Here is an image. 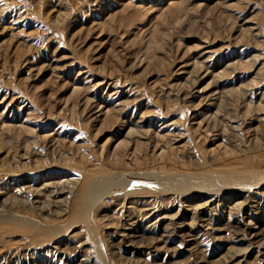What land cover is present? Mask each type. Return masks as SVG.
I'll return each instance as SVG.
<instances>
[{"label":"rangeland","instance_id":"obj_1","mask_svg":"<svg viewBox=\"0 0 264 264\" xmlns=\"http://www.w3.org/2000/svg\"><path fill=\"white\" fill-rule=\"evenodd\" d=\"M263 17L264 0H0V205L14 192V184L1 188L3 178L27 177L41 190L60 182L66 193L59 199L73 209L71 182L100 172H181L197 168L196 160L216 170L249 163L257 170L264 160ZM214 92V106L206 107L211 100L203 97ZM214 124L220 136L208 130ZM141 197L160 213L182 204L154 189ZM122 199L107 193L96 209L111 222H101L103 252L70 222L73 210L57 217L56 206L45 213L68 222L65 236L42 242L16 230L6 235L8 247L31 254L21 264H264V203L259 214L205 216L198 232L188 218L168 226L124 222L116 212L130 205ZM19 204L18 213L36 215ZM205 230L230 235L246 253H229Z\"/></svg>","mask_w":264,"mask_h":264},{"label":"bare ground","instance_id":"obj_2","mask_svg":"<svg viewBox=\"0 0 264 264\" xmlns=\"http://www.w3.org/2000/svg\"><path fill=\"white\" fill-rule=\"evenodd\" d=\"M262 20L264 22V17ZM215 93L217 92H214L208 99L205 98L207 95L203 97L206 99L205 101L211 100L208 102L206 107L214 106L215 102L212 101L214 100ZM204 104H206V102ZM215 113L218 114L217 111ZM234 119L235 116L232 117L231 121H234ZM229 127L232 130H237L239 126H233L230 124ZM221 129L218 125L214 124L213 126H210L208 130H210L213 136H220ZM253 152L256 151H252V153ZM252 155L253 154L250 156ZM197 161L198 160L195 161V163L199 165L197 168H188L181 172H157L155 170H149L126 174L116 172V174L113 175L105 174V172L104 174H101L100 172V174L97 173L94 174V176H89V178H86L81 182L76 178L71 182L72 184L70 188H68L69 193L78 197L77 204H75V206L72 205V207H74L73 209H71V204H67L69 197L67 198L68 201L66 204L62 202L63 200L59 199L65 192V188H63L60 182L41 183L42 186L44 185V187H42L44 190H41L32 186V184H28L29 181L27 177L8 178V180L5 178V181L3 178V181L1 182V186L3 187L1 188H4V186L9 187L11 186L10 184H14L13 187H11L14 192L12 195L9 194V196L1 200L2 203L0 205V264H21L27 260L26 256L31 255L29 253L22 254L21 250L17 247L14 249L8 247L6 235L11 234L13 231H21L28 235L31 239L39 238L42 242H44V238H54L55 240H59L62 236H65V233L70 230L69 225L66 226L68 222L66 221L67 224L63 222L65 225L63 223L52 222L49 216L50 213H45V210L50 209L52 206L59 208L56 213L57 217L62 211H65L67 214H71L70 211L73 210L72 213L74 216L70 222L72 224L78 223L85 227L89 236L88 240H91L96 244L99 249L98 251L103 252V248L105 247V238L102 235L101 222L107 217L105 218V214L98 217L95 215V212L97 208L104 205V203H102V198L103 195L107 193L116 194L118 197H122V200H124L123 203L125 202L130 205L128 207H124L122 205L116 212L119 216L123 217V219H126L124 222L132 221L135 218L137 220L149 219L150 221L155 220L153 222V225L155 226L158 223L168 226L177 224L179 219L188 218L189 222L186 223H188L191 229H198V232L204 230L201 222L205 216L211 218V215H213L215 219L227 218L229 220V218L232 219L231 217L233 216H242L245 211H247L248 215L260 213V204L264 203V169H261L260 166L264 165V160L257 161V170L253 169L254 164L249 163L247 168L242 171L232 168H218V170H216L217 168L213 169L211 167L212 163L210 162V165L205 163L207 165L201 166L199 161ZM218 163H220V161ZM218 166L219 165H217V167ZM3 175L5 174H2V176ZM153 189L168 192V194H176V198H178L182 204L179 207L177 206L178 208L175 213H160V206H158V208L155 207L157 204L156 202L151 203L141 197V195L143 196V194L149 193L150 190ZM25 191L31 195L26 196L27 198L25 196H20L19 198V193L22 194V192ZM215 200L217 203H214ZM16 201L23 204L21 206H24V208L28 211L30 210V212L31 210H36V215L33 216L30 215V213L28 215L26 212L25 214H21L19 212V214L18 211H16V205H13ZM69 202L71 203L72 201ZM250 202H252L251 206L249 205ZM151 205H153V207H149ZM185 205L187 207H185ZM51 214L53 215V212ZM105 221L107 222V220ZM250 221L251 218L249 216V222ZM108 224H111V222L105 223V228ZM113 233H118V230H114ZM202 233L213 241L219 242L220 240H224L225 244L228 245L226 251H232L234 255L235 253H246L247 251V248H243V246L239 248L238 244L240 241L234 242L230 238V235H228L229 238H223L219 235L216 236L209 230H205ZM110 234L111 233H107L108 238ZM262 245H264V241L259 243V246ZM56 252L57 250L52 251V249L48 251V253L52 254L53 257H55ZM258 252H260V250H258ZM122 259L120 260L121 262L123 261ZM36 262L39 264L46 263L45 259L40 258H38Z\"/></svg>","mask_w":264,"mask_h":264}]
</instances>
